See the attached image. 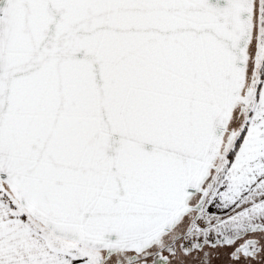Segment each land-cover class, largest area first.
<instances>
[{
	"label": "snow or ice",
	"instance_id": "snow-or-ice-1",
	"mask_svg": "<svg viewBox=\"0 0 264 264\" xmlns=\"http://www.w3.org/2000/svg\"><path fill=\"white\" fill-rule=\"evenodd\" d=\"M0 264H264V0H0Z\"/></svg>",
	"mask_w": 264,
	"mask_h": 264
}]
</instances>
